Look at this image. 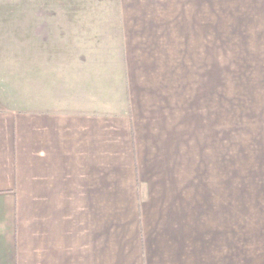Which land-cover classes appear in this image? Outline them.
<instances>
[{
	"label": "crops",
	"instance_id": "crops-1",
	"mask_svg": "<svg viewBox=\"0 0 264 264\" xmlns=\"http://www.w3.org/2000/svg\"><path fill=\"white\" fill-rule=\"evenodd\" d=\"M180 2L0 12L17 19V74L0 75V264H229L227 208L218 240L194 166L212 78Z\"/></svg>",
	"mask_w": 264,
	"mask_h": 264
},
{
	"label": "rangeland",
	"instance_id": "rangeland-1",
	"mask_svg": "<svg viewBox=\"0 0 264 264\" xmlns=\"http://www.w3.org/2000/svg\"><path fill=\"white\" fill-rule=\"evenodd\" d=\"M18 9V0H0V12ZM178 9L196 12L199 73L203 85L212 78L211 101L203 88L196 107L194 166L214 232L219 240L227 208L229 264H264V0H186ZM16 22L0 19V75L17 74Z\"/></svg>",
	"mask_w": 264,
	"mask_h": 264
}]
</instances>
